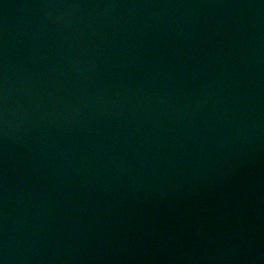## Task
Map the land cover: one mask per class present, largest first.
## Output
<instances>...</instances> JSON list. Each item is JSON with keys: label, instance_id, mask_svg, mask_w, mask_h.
Wrapping results in <instances>:
<instances>
[{"label": "water", "instance_id": "95a60500", "mask_svg": "<svg viewBox=\"0 0 264 264\" xmlns=\"http://www.w3.org/2000/svg\"><path fill=\"white\" fill-rule=\"evenodd\" d=\"M0 264H264V0H0Z\"/></svg>", "mask_w": 264, "mask_h": 264}]
</instances>
